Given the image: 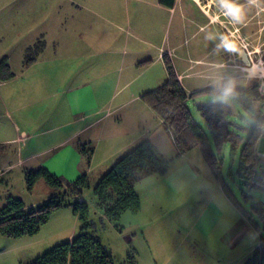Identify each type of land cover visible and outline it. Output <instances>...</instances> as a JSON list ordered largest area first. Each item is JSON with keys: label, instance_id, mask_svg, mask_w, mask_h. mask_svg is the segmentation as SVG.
Returning a JSON list of instances; mask_svg holds the SVG:
<instances>
[{"label": "crops", "instance_id": "crops-1", "mask_svg": "<svg viewBox=\"0 0 264 264\" xmlns=\"http://www.w3.org/2000/svg\"><path fill=\"white\" fill-rule=\"evenodd\" d=\"M214 1L0 0V62L11 74H0V177L16 171L24 180L26 170L44 167L73 181L92 173L99 150L100 162H109L143 139L176 154L141 98L169 79L167 65L188 93L245 82L231 77L230 25L214 41ZM39 42L25 64L26 49ZM82 142L93 146L89 164Z\"/></svg>", "mask_w": 264, "mask_h": 264}, {"label": "rangeland", "instance_id": "rangeland-1", "mask_svg": "<svg viewBox=\"0 0 264 264\" xmlns=\"http://www.w3.org/2000/svg\"><path fill=\"white\" fill-rule=\"evenodd\" d=\"M239 3L245 4L246 0H239ZM213 5L217 14L214 41L229 34L223 27L225 25H230V33L233 34L225 38V42L235 41L231 45L232 60L235 57L229 67L231 77L240 73L247 84L257 82L259 77L264 78V11L255 6H246L243 20L246 22L235 23L221 0H215ZM226 17L230 18V23L224 19ZM220 19L223 21L220 22ZM240 39L242 43L238 44ZM193 42L187 45L191 46ZM243 44L251 53L250 67L258 64L261 68L256 73H251L249 66L246 72L243 67L239 69L240 55L237 56L235 51L243 49ZM234 63L238 67L233 66ZM245 82L238 80L236 86L225 90L242 87ZM223 99H227V96L220 92L200 93L194 101L188 102V107L193 117L206 128L195 102ZM230 104L234 111L231 116L232 128L245 137L251 127V119L247 115L244 119L239 118L236 114H244L243 111L234 102ZM136 120L137 116L133 121L126 120L127 128L133 127ZM210 147L222 161L223 180L215 177L200 147L180 155L172 154L173 151L169 150L170 157L161 153L169 160L166 171L148 175L135 184L140 196V209L135 213L125 212L117 221L104 218L100 237L118 264H259L253 254L259 246L260 236L264 235V188L240 185L236 175L240 145L236 147L234 155H231L229 143H225L218 152L210 137ZM127 149L103 163L100 162L102 151L97 152L92 173L88 175L90 187L85 188L82 194L90 206L93 207V186ZM221 182L229 187L245 213L228 199ZM53 193L56 190L43 179L28 190L16 171L0 177V209L10 197L19 198L28 206H36ZM79 227L77 216L68 206L53 211L32 236L13 238L0 235V264L31 262L53 246L69 241Z\"/></svg>", "mask_w": 264, "mask_h": 264}, {"label": "trees", "instance_id": "trees-1", "mask_svg": "<svg viewBox=\"0 0 264 264\" xmlns=\"http://www.w3.org/2000/svg\"><path fill=\"white\" fill-rule=\"evenodd\" d=\"M160 1L172 5L174 0ZM42 45V42H39L26 49L25 64L31 63ZM6 71L5 77H10L7 65L0 62V74ZM167 71L169 79L156 89L143 94L141 98L172 136L177 154L200 147L215 177L223 180L222 161L212 151L210 137L218 152L225 143H229L231 155H234L236 147L240 145L236 165L240 185L264 188V175L258 172L256 154L264 126V112L261 110L262 98L257 91L256 80L249 84L245 82L242 87L231 88V91L210 86L188 93L177 79L171 64L167 65ZM214 92L225 94L227 99L195 102L196 110L205 124L204 128L193 117L188 102L194 101L195 96L200 93ZM233 102L245 114L244 116L240 112L237 113L239 118L244 119L247 115L251 119V127L245 137L232 128L231 116L234 111L230 103ZM77 146L89 164L93 146L89 142H82ZM168 162L149 139H143L130 146L93 186V207L82 196L83 190L90 187L87 174L67 181L44 167L26 170L24 182L28 190H32L35 183L43 179L56 193L45 202L29 207L23 200L10 197L7 204L0 209V235L13 238L32 236L39 231L53 211L71 206L80 222L78 232L69 241L53 246L33 261L24 264H118L100 237L104 218L117 221L127 211L137 212L141 201L135 184L153 173H164ZM221 188L228 199L245 213L224 182H221ZM253 255L257 257L259 264H264V235L260 236L259 246Z\"/></svg>", "mask_w": 264, "mask_h": 264}, {"label": "built area", "instance_id": "built-area-1", "mask_svg": "<svg viewBox=\"0 0 264 264\" xmlns=\"http://www.w3.org/2000/svg\"><path fill=\"white\" fill-rule=\"evenodd\" d=\"M239 43H242V39L239 40ZM241 48H243L249 58V60L251 59L252 60V57L250 58V54L249 52H247V47L245 46V44H243L241 46ZM245 66L242 68L244 69ZM244 72H246L244 70ZM243 72V73H244ZM264 77V76H262ZM257 91L260 95V97L262 98V101H261V110L262 112H264V78H258L257 80ZM256 154H257V169H258V172L259 174L261 175H264V126H262V129H261V134H260V138H259V141H258V144H257V149H256Z\"/></svg>", "mask_w": 264, "mask_h": 264}, {"label": "clouds", "instance_id": "clouds-1", "mask_svg": "<svg viewBox=\"0 0 264 264\" xmlns=\"http://www.w3.org/2000/svg\"><path fill=\"white\" fill-rule=\"evenodd\" d=\"M224 7L228 9L229 15L235 23H242L244 20L245 7H257L260 11H264V0H246L245 4L239 3V0H221ZM232 50V49H231ZM227 91H231L228 89Z\"/></svg>", "mask_w": 264, "mask_h": 264}, {"label": "water", "instance_id": "water-1", "mask_svg": "<svg viewBox=\"0 0 264 264\" xmlns=\"http://www.w3.org/2000/svg\"><path fill=\"white\" fill-rule=\"evenodd\" d=\"M240 58L242 60V62L246 65L249 66L250 65V60L247 57V54L245 52V50L241 49L239 52Z\"/></svg>", "mask_w": 264, "mask_h": 264}, {"label": "bare ground", "instance_id": "bare-ground-1", "mask_svg": "<svg viewBox=\"0 0 264 264\" xmlns=\"http://www.w3.org/2000/svg\"><path fill=\"white\" fill-rule=\"evenodd\" d=\"M249 67H250V65H249ZM247 69H248V66H247ZM260 69H261V68H260ZM260 69H259V65H258V64H254L252 67L249 68V71H250L251 73H256V72H258Z\"/></svg>", "mask_w": 264, "mask_h": 264}, {"label": "flooded vegetation", "instance_id": "flooded-vegetation-1", "mask_svg": "<svg viewBox=\"0 0 264 264\" xmlns=\"http://www.w3.org/2000/svg\"><path fill=\"white\" fill-rule=\"evenodd\" d=\"M241 59V58H240ZM249 59V58H248Z\"/></svg>", "mask_w": 264, "mask_h": 264}]
</instances>
